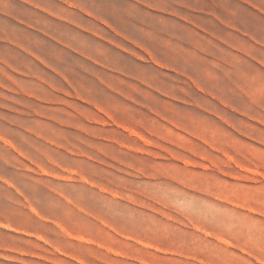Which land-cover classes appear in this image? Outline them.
<instances>
[{"label":"rangeland","instance_id":"rangeland-1","mask_svg":"<svg viewBox=\"0 0 264 264\" xmlns=\"http://www.w3.org/2000/svg\"><path fill=\"white\" fill-rule=\"evenodd\" d=\"M0 264H264V0H0Z\"/></svg>","mask_w":264,"mask_h":264},{"label":"bare ground","instance_id":"bare-ground-1","mask_svg":"<svg viewBox=\"0 0 264 264\" xmlns=\"http://www.w3.org/2000/svg\"><path fill=\"white\" fill-rule=\"evenodd\" d=\"M8 38H9V37H8ZM84 54H85V53H84ZM50 68H51V67H50ZM100 109H101V107H100ZM108 115H109V114H108ZM126 129H127V128H126ZM131 131H132V132L134 131L133 133H136V135L138 134V136L142 137V135H141L138 131H136V130H131ZM132 132H131V133H132ZM143 138H144V136H143ZM143 138H142V139H143ZM144 140H145V139H144ZM145 142H146V141H145ZM84 178H85V177H84ZM85 179H87V178H85ZM88 182H89V181H88ZM63 229H64V228H63ZM69 234H70V233H69ZM219 239H220V238H219ZM223 239H224V238H223ZM224 242H225V241H224ZM225 243H226V242H225Z\"/></svg>","mask_w":264,"mask_h":264}]
</instances>
